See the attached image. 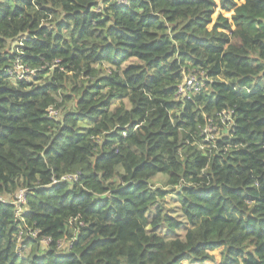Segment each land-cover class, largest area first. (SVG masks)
Masks as SVG:
<instances>
[{
  "label": "trees",
  "instance_id": "1",
  "mask_svg": "<svg viewBox=\"0 0 264 264\" xmlns=\"http://www.w3.org/2000/svg\"><path fill=\"white\" fill-rule=\"evenodd\" d=\"M19 189L0 264H264V0H0V196Z\"/></svg>",
  "mask_w": 264,
  "mask_h": 264
},
{
  "label": "built area",
  "instance_id": "2",
  "mask_svg": "<svg viewBox=\"0 0 264 264\" xmlns=\"http://www.w3.org/2000/svg\"><path fill=\"white\" fill-rule=\"evenodd\" d=\"M120 2L123 0H119ZM15 69L16 70H8V72L6 74L11 75V76H15L16 78H23L26 80H32L35 77L34 74V70L27 68L26 66L22 65L20 62H16L15 63ZM199 77L194 75V74H189L188 76L185 77V79L183 80V82L181 84H179L178 87V93L182 96L186 95L185 90L186 89H190V90H198L199 87ZM192 92V91H191ZM48 117L52 118L54 116H57L58 110L54 107V106H50L48 107V109L46 110ZM209 132V129L204 130V132ZM208 137H212V135H208ZM79 173L75 172L72 174H65L63 176H61L60 180H74L76 181L78 179ZM25 193L26 190L25 189H19L16 191V193L13 195V197L11 198V200H5L4 198H0L1 201H10L11 203L14 204V209H15V216H19L20 212L22 210V206L24 204L25 201ZM77 218H74V220H76ZM38 234V230L36 229H31L29 228V237L30 238H35ZM22 235H23V231L21 230L18 233L17 239L18 241H20L22 239ZM69 243H72L74 241V238L68 240ZM66 240H62L59 243V246L63 245L64 243H66ZM40 243L43 246L48 245L49 243V239L48 238H42L40 240Z\"/></svg>",
  "mask_w": 264,
  "mask_h": 264
},
{
  "label": "rangeland",
  "instance_id": "3",
  "mask_svg": "<svg viewBox=\"0 0 264 264\" xmlns=\"http://www.w3.org/2000/svg\"><path fill=\"white\" fill-rule=\"evenodd\" d=\"M242 2H243V0H237V4H241ZM219 12H220V10L217 8L216 11L214 12V14L212 15V18L215 19ZM221 13L223 14V16H226L228 18L232 15V12L222 11ZM221 120H222V122H224L223 116H222ZM206 128L213 131V135L216 138L219 136V131H218V129L215 128V126L208 125V126H206ZM165 182H166V177L164 175H159L157 178H155L153 180V184L157 185V186H163V185H165ZM163 188L168 189V187H165V186H163ZM0 198H4V197L0 196ZM166 200H167V207L170 209V214L178 217L179 215H176L177 214V212H176L177 211V205L175 204L176 199L174 197V194L168 195ZM184 229H185L184 226H182L180 228V230H178V232L175 234L174 233H164V230H158L157 232L163 236H168V237L180 236L181 237L183 235ZM212 254L214 255V261H205L202 263H195V264H219V262H220L219 249L213 251ZM184 262H186V261H184ZM184 262H183V264H190L188 262H186V263H184Z\"/></svg>",
  "mask_w": 264,
  "mask_h": 264
},
{
  "label": "crops",
  "instance_id": "4",
  "mask_svg": "<svg viewBox=\"0 0 264 264\" xmlns=\"http://www.w3.org/2000/svg\"><path fill=\"white\" fill-rule=\"evenodd\" d=\"M184 263H186V262H184Z\"/></svg>",
  "mask_w": 264,
  "mask_h": 264
}]
</instances>
